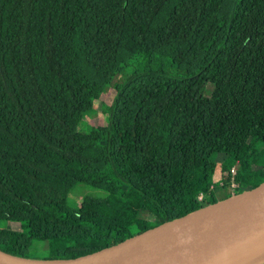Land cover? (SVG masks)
Segmentation results:
<instances>
[{"label": "trees", "instance_id": "obj_1", "mask_svg": "<svg viewBox=\"0 0 264 264\" xmlns=\"http://www.w3.org/2000/svg\"><path fill=\"white\" fill-rule=\"evenodd\" d=\"M237 162L236 194L264 181V0H0V252L116 245L216 203ZM81 185L102 195L71 209Z\"/></svg>", "mask_w": 264, "mask_h": 264}, {"label": "water", "instance_id": "obj_2", "mask_svg": "<svg viewBox=\"0 0 264 264\" xmlns=\"http://www.w3.org/2000/svg\"><path fill=\"white\" fill-rule=\"evenodd\" d=\"M0 255L26 264H261L264 181L86 256L42 261Z\"/></svg>", "mask_w": 264, "mask_h": 264}, {"label": "rangeland", "instance_id": "obj_3", "mask_svg": "<svg viewBox=\"0 0 264 264\" xmlns=\"http://www.w3.org/2000/svg\"><path fill=\"white\" fill-rule=\"evenodd\" d=\"M211 91H212V86L209 85L206 89V94L209 95L211 93ZM109 93L107 95H105V97L103 98V101L106 103H109L111 101V96L109 95ZM106 120H107L106 116L104 114H102L101 111L90 112V113L86 114V121H87L88 125H90L92 127L103 126L106 124ZM213 160L215 162H217L219 165L224 164V166L228 165V163H229L228 160L224 159V154L222 153L221 149L215 150ZM238 170H239V168H238ZM217 179H219V178L218 177L215 178V181ZM247 190H249V189L243 188L241 190V193L244 191H247ZM101 195L102 194L99 192V190L85 186V185H81V186L76 187L69 194V196L67 198L68 199L67 202H68L71 209H75L79 205L82 198H84V197L98 198V197H101ZM230 196L231 195L229 193V188L228 189L221 188L215 194L217 202L222 201L226 197H230ZM10 227L12 230H21V231H27L30 229H35V225H34V222L32 220H26L23 218L12 220ZM31 252H32L31 255L35 258L46 257V256H48L47 244L43 241L35 240L33 242Z\"/></svg>", "mask_w": 264, "mask_h": 264}, {"label": "built area", "instance_id": "obj_4", "mask_svg": "<svg viewBox=\"0 0 264 264\" xmlns=\"http://www.w3.org/2000/svg\"><path fill=\"white\" fill-rule=\"evenodd\" d=\"M238 168H239L238 162L230 168V174H229V176H230L229 193H230L231 196H233V195L236 194V189L238 187V184L235 181L236 176H237ZM223 186H224V181L222 179H217L216 181L212 182L209 185V192H214L216 188H221ZM205 195H206L205 192H202L201 191L197 195V201L199 203H203L204 200H205Z\"/></svg>", "mask_w": 264, "mask_h": 264}, {"label": "bare ground", "instance_id": "obj_5", "mask_svg": "<svg viewBox=\"0 0 264 264\" xmlns=\"http://www.w3.org/2000/svg\"><path fill=\"white\" fill-rule=\"evenodd\" d=\"M0 264H26V263H19L0 255Z\"/></svg>", "mask_w": 264, "mask_h": 264}]
</instances>
